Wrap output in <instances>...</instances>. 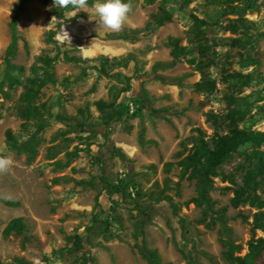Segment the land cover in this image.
Here are the masks:
<instances>
[{
  "label": "clouds",
  "instance_id": "obj_1",
  "mask_svg": "<svg viewBox=\"0 0 264 264\" xmlns=\"http://www.w3.org/2000/svg\"><path fill=\"white\" fill-rule=\"evenodd\" d=\"M53 4L62 9L71 7L74 10H79L87 7L88 0H53ZM94 10L99 26L119 32L123 29L129 13L132 11V5L124 0H103V2L96 0ZM12 165L13 160L10 157L0 156V173H6Z\"/></svg>",
  "mask_w": 264,
  "mask_h": 264
}]
</instances>
